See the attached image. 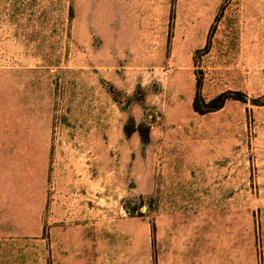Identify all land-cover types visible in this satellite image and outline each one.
Masks as SVG:
<instances>
[{
	"label": "rangeland",
	"instance_id": "374dc122",
	"mask_svg": "<svg viewBox=\"0 0 264 264\" xmlns=\"http://www.w3.org/2000/svg\"><path fill=\"white\" fill-rule=\"evenodd\" d=\"M260 98L264 0H0V264H264Z\"/></svg>",
	"mask_w": 264,
	"mask_h": 264
},
{
	"label": "trees",
	"instance_id": "16d2710c",
	"mask_svg": "<svg viewBox=\"0 0 264 264\" xmlns=\"http://www.w3.org/2000/svg\"><path fill=\"white\" fill-rule=\"evenodd\" d=\"M207 50L208 49L206 48L205 51ZM230 99L240 100L238 98L233 97L230 93H223L209 102L205 101L204 98L202 97V79H198L196 85V95L193 105L194 111L200 115L213 113L222 109L226 104V102L229 101ZM242 101H244V98H242ZM252 102L254 105L264 106V101L261 98L253 99ZM127 132H129V128H127ZM142 136H144V144H147L148 142L147 133H143Z\"/></svg>",
	"mask_w": 264,
	"mask_h": 264
},
{
	"label": "crops",
	"instance_id": "0c3cea01",
	"mask_svg": "<svg viewBox=\"0 0 264 264\" xmlns=\"http://www.w3.org/2000/svg\"><path fill=\"white\" fill-rule=\"evenodd\" d=\"M236 254V253H235ZM239 263L241 264V262L239 261ZM159 264H163V260L162 258H160Z\"/></svg>",
	"mask_w": 264,
	"mask_h": 264
}]
</instances>
